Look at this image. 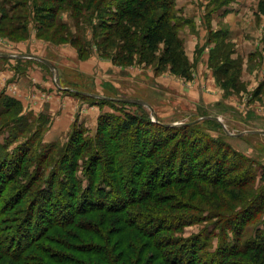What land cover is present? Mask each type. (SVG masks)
Wrapping results in <instances>:
<instances>
[{
    "label": "trees",
    "instance_id": "16d2710c",
    "mask_svg": "<svg viewBox=\"0 0 264 264\" xmlns=\"http://www.w3.org/2000/svg\"><path fill=\"white\" fill-rule=\"evenodd\" d=\"M67 1L34 0L36 20L50 12L47 19H54L56 9L45 3ZM105 1H110L105 11L113 19L103 20L109 38L124 41L123 46L129 45L128 51L138 53L146 65L154 62L163 45L158 62L178 73L174 70L179 44L171 33L177 26L174 0ZM81 2H88V8L105 5L102 0ZM31 5V0H0L7 14L20 12L16 19L21 28ZM215 57L220 61L215 75L233 68L225 51H216ZM69 93L91 100L100 109L118 104ZM132 106L145 113H101L93 137L75 120L68 142L57 149V145L43 143L45 115L30 120L20 101L0 96V120L10 119L2 124L8 138L0 150V203L1 196L6 197L0 208V264H264V229L246 236L264 205L254 212L244 208L225 223L221 212L195 216L173 211L181 208L182 199L158 195L173 186L196 187L199 180L225 186L229 179L232 183L230 173L235 175L233 186L255 183L258 175L253 165L223 141L227 135L221 123L203 119L193 125L166 127L158 119L153 122L142 105ZM201 123H214L223 138L214 140L203 134L197 129ZM103 136L107 140L102 141ZM196 169L203 173H195ZM205 169L210 170L208 177L203 175ZM180 191L176 193L184 198ZM172 199L175 204H165ZM214 215L218 219L211 222ZM206 221L207 228L199 234L178 238L186 227Z\"/></svg>",
    "mask_w": 264,
    "mask_h": 264
},
{
    "label": "rangeland",
    "instance_id": "374dc122",
    "mask_svg": "<svg viewBox=\"0 0 264 264\" xmlns=\"http://www.w3.org/2000/svg\"><path fill=\"white\" fill-rule=\"evenodd\" d=\"M102 1L105 2L104 8H88V2L84 5L81 0H68L66 4L60 5L45 3L48 7L56 9L52 16L54 19H47L52 13L50 12L48 15L42 13L43 19L36 20L34 0H31L32 11L26 14L28 19L25 28L18 26L20 20L16 17L20 16V12L7 14L0 6V52L11 56H26L21 59H0V96L6 95L20 101L25 115L30 120L45 115L48 122L43 134V143L57 145V149H61L68 142L74 121L79 123L80 105H83V108L96 107L99 115L112 113L123 116L128 113L142 116L145 112L141 113V110L132 105H142L149 110L146 103L149 102L159 112L157 116L149 110L151 120L154 122L158 119L163 125H193L192 122L200 119L202 121L210 117L217 118L227 137L223 138L222 130L214 123H201L197 125V129L211 139L223 138L234 151L248 159L258 175L255 183L233 186L235 175L230 173L228 176L233 177L232 183L231 179L228 181L226 178L228 184L225 186L199 180L196 187L173 186L158 195L166 194L182 199L181 208L173 211L195 216H201L205 211H213V214L221 212L225 215V223L244 208L254 212L257 207L264 205V135L245 134L248 131L264 132V0H242L247 3L248 10L240 20L233 16L231 10L234 8L233 4L241 0H174L173 20L177 26L171 33L174 35V42L179 44V63L178 68L174 70L178 72L176 74L171 72L169 65L158 62L164 50L163 45L159 47L154 62L146 65L141 62L138 53L134 52L132 55L128 51L129 45L123 46L124 41L109 38L110 33L104 28L103 20H113L105 11V6L110 1ZM225 2L226 4H223ZM176 3H179V6H176ZM220 6L221 8L217 9ZM228 7L231 8L230 11L227 10ZM228 12L230 17L227 16ZM241 27L247 28L246 31L250 33L240 32ZM231 30L235 31V34H231ZM219 50L228 54L233 68L224 70L221 75H215L214 68L220 64V61L215 59V52ZM37 57L50 62L55 70H50L47 65L35 60ZM196 72L203 80L207 100L204 104L196 101ZM38 79L41 83L37 82ZM167 79L176 82L180 95L175 94V89L158 87L160 83L165 85ZM59 85L64 86L66 91ZM31 88L28 97L42 104L44 110L39 114H35L34 110H25L22 101L17 98L22 94L20 92H24L23 89L27 90L24 92L26 95ZM52 90L58 94V98L51 97L49 93ZM69 92H78L92 99H106L113 103L117 102L114 100H133L140 101L141 104L117 102L116 105L109 103L100 109L91 100H82ZM66 101L72 106L77 105L71 125L65 134L62 132L57 137L47 138L46 134L52 125L51 118H56L66 106ZM50 102L58 109L54 117H49L46 112ZM2 108L0 107V110ZM7 120L10 119L3 117L0 120V150L8 138V131L2 129L3 122ZM91 123L89 118L87 126H83L88 136L93 137L97 119L94 130ZM122 139L123 137H120L119 140ZM101 140H107V136H103ZM209 172V169H205L204 177H208ZM195 173L203 172L196 169ZM179 188L184 198L176 193ZM188 194H191L189 198ZM1 199H4L3 203H0L2 209L6 202L5 195H2ZM175 202L172 199L165 204L171 205ZM59 204L58 202L55 206L58 207ZM211 218V222L218 219L215 215ZM206 223L209 221L186 227L183 233L175 235L188 239L206 229ZM253 225L247 227L246 236H253L256 230L264 229V212L257 217L256 225ZM228 235H231L230 232ZM215 245L216 240L213 242V246Z\"/></svg>",
    "mask_w": 264,
    "mask_h": 264
},
{
    "label": "crops",
    "instance_id": "0c3cea01",
    "mask_svg": "<svg viewBox=\"0 0 264 264\" xmlns=\"http://www.w3.org/2000/svg\"><path fill=\"white\" fill-rule=\"evenodd\" d=\"M176 2H177V0H176ZM178 4L179 3H176V6H179ZM233 6H234V8H232L233 10H231L230 7H228L229 9H227V10L228 11L231 10V13L233 14V16L236 17V18H239V20L240 19H243L244 16H245V11L248 10L247 3H244L241 0V2H239V3L236 2L235 4H233ZM242 10H244V11L242 12ZM227 16L230 17L229 12H228V15ZM241 29L242 30H240V32L243 31L244 34H249L250 33V31L249 32L246 31L247 28L246 29H243L241 27ZM233 33L235 34V31H232L231 30V34H233ZM0 55L8 56V57H3L2 56V58H7V59H9V58L21 59L23 57H26V56H21V55H13V56H11V55H8L6 53H1V52H0ZM35 60L38 61V60H41V58H38L37 57V58H35ZM48 63L51 64L50 62H48ZM195 81H196V86H195L196 87L195 88L196 101L199 102V103H201V104H204V102H207V100H206V93H205V90H204L203 80L200 78L199 73H197V72L195 73ZM37 82L38 83H41L39 79L37 80ZM159 86H160V88L162 87L161 89H163L165 87L167 88V90H169V89H175L176 90L175 91V94L177 96L180 95V92L178 91V89H176V82H174V81H171V80H168L167 79V82H166L165 85L162 84V83H160L158 85V87ZM41 88H42V86H41ZM47 89H48V86H47ZM30 90H32V88L29 89L28 90V93L25 95L24 92H27V90L26 89H23L24 92H20L22 94H20V96H18V97L16 96V97L19 100L22 101L25 110H27V111L34 110L35 114H37V113L39 114L40 112H43L44 111L43 110V107H42V104L40 105L39 102H36L35 99H30L28 97V94H29V91ZM40 91H44V90H40ZM49 94L54 99L55 98H58V94H56L54 90H52ZM168 95L171 96L172 94H168ZM51 102H50V104H48L49 105L48 106L49 108H47V111L46 112L48 113V116L49 117H54L56 115L55 114V111H58V109L55 106L51 105ZM146 103H147V106L149 108H151V110H153L152 112H154L157 116H159V112H158L157 108L153 104H151L149 102H146ZM76 107H77V105H73L72 106L71 104H69V102L66 101V106L62 109L63 111L60 110V113L57 114V116H56V118L54 120H53V118H51L52 125H51V128L49 129L48 133L46 134L47 138H51L52 139L53 138L52 136L57 137L62 132L65 134V132L68 130L69 126L71 125V121L73 120L74 115L77 112L76 111ZM79 107L81 109L80 112H79V116H78L79 123L83 124L86 127L87 126V124H86L87 123V120L90 118V120L92 121L91 127L94 130L95 129V125H96V119L98 118V115H99L98 109L96 107H87V106L85 108H83V105H80ZM170 107L173 108V106H170ZM45 110H46V107H45ZM84 121H86V122L84 123ZM253 132H255V131H251V132L248 131L245 134H248V135H258V134L253 133ZM48 135H51V136H48ZM46 136H45V138H46Z\"/></svg>",
    "mask_w": 264,
    "mask_h": 264
},
{
    "label": "water",
    "instance_id": "95a60500",
    "mask_svg": "<svg viewBox=\"0 0 264 264\" xmlns=\"http://www.w3.org/2000/svg\"><path fill=\"white\" fill-rule=\"evenodd\" d=\"M1 57L3 56V57H8V56H5V55H0ZM38 61H40V62H42L43 64H45V65H47L49 68H50V70L52 69V70H55L54 69V67L51 65V64H49L47 61H45V60H38ZM114 101H117V102H123V103H131V104H141V102L140 101H133V100H114ZM149 110L151 111V113H152V110L149 108ZM210 119H213V120H215V121H217V122H220V120L219 119H217V118H213V117H210ZM201 120V119H200ZM200 120H197V121H194V122H192L191 124H195V123H198ZM164 126H166V127H172V126H176V125H164ZM253 133H256V134H258V135H264V132H262V131H257V132H253Z\"/></svg>",
    "mask_w": 264,
    "mask_h": 264
}]
</instances>
